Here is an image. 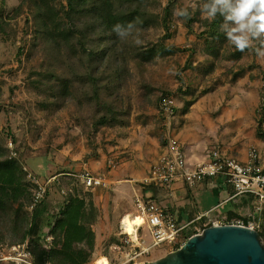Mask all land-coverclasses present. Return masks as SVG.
I'll return each instance as SVG.
<instances>
[{
	"label": "trees",
	"instance_id": "trees-1",
	"mask_svg": "<svg viewBox=\"0 0 264 264\" xmlns=\"http://www.w3.org/2000/svg\"><path fill=\"white\" fill-rule=\"evenodd\" d=\"M155 1L21 0L15 11L16 15H25V23L33 33L29 59L37 55L38 60L30 66L28 76L42 96L41 104L56 108L74 105V119L84 124L86 134L83 133L91 150L86 158L98 156L103 128L116 129L117 137L128 134L129 115L134 105L129 88L131 63L145 71L158 59L186 50L166 42L172 37L173 13L179 0H168L162 13L154 11ZM180 18L189 32L194 31L197 22L202 23L204 29L199 36L217 59L221 56L220 44L226 43L227 64H239L246 52L257 54L251 50L241 53L230 45L219 28L221 18L209 22L198 9L189 19ZM153 21L162 24L165 34L156 41L136 44L135 35L145 36ZM130 22L136 23L132 34L125 39L112 30L116 24L126 27ZM11 32L7 0H0V38ZM214 68V65L209 67L204 77L212 75ZM245 71L244 66L235 69L227 65L224 75L236 80ZM215 84L205 87L189 104L211 92ZM166 97L172 96L163 93L160 103ZM3 110L0 106V113ZM258 128L262 129L260 124ZM4 132H0V245L8 239L11 246L25 244L29 237L46 236L45 239L51 238L46 245L28 243L33 264L90 263L97 239L93 226L101 214L93 189H87L77 175L58 166L51 177L42 178L29 166L33 159L31 153L23 150L16 157L11 155L8 136L12 131ZM73 138L67 135L68 140ZM40 156L50 158L57 165L58 155L54 157L52 148L48 147ZM29 173L43 183L50 181L41 202L35 205L39 187Z\"/></svg>",
	"mask_w": 264,
	"mask_h": 264
},
{
	"label": "rangeland",
	"instance_id": "rangeland-1",
	"mask_svg": "<svg viewBox=\"0 0 264 264\" xmlns=\"http://www.w3.org/2000/svg\"><path fill=\"white\" fill-rule=\"evenodd\" d=\"M20 3L21 0H7L12 32L9 36L0 38V106L4 109L0 113V132L9 133L11 130L12 133L8 136V142L12 140L14 147L8 146L10 152L15 150L16 156L23 150L31 153L33 159L29 161L30 168L42 178H49L58 167L55 165L56 163L51 162L50 158L40 156L44 153V150L48 147L52 148L54 157L58 155L59 167H63L66 164L68 165L69 162H74L72 155H74L75 150L72 149V146H69L74 144L70 142H76L77 150H81V153L86 150L84 143L87 144L86 139L88 138L87 135L85 136L84 124H79L74 119L76 109L73 104L66 108L41 104L42 96L33 87L28 76L30 66L38 60L37 55L29 59L33 33L25 23V15L15 14ZM183 3L184 0H179L176 8L182 7ZM167 4L168 0H156L153 3V9L157 13H162ZM173 21L171 26L172 37L166 42L186 50L165 59H158L145 71H142L143 67H137L134 63H131L132 75L129 80V88L133 95L134 105L129 115L130 122L128 123L127 132L134 133L135 127H139L138 124L153 122L161 130V135L167 134V129H164L166 125H163L165 123L160 119L161 115L159 113L160 99L163 93L169 94L175 99L174 110H177L176 114H179V111L186 105L190 106L189 103L192 99L205 87H212L216 83L211 91L213 95L208 93L206 98L209 100H207L208 103L220 105L227 102L224 99L226 93L229 94V99H231L232 94L238 91L241 93L244 84L249 87L246 80L249 78H243L241 87H238L240 84L237 83V80L240 77L242 78L246 72H251L252 78L250 77V79L254 78V80H258V78L261 80L260 76H264V57H260L253 52H246L239 64L234 62L227 64L228 62L224 57L226 43L220 44L221 56L220 59H217L213 51L206 49L204 40L199 36L204 29L201 22H197L194 31L189 32L180 17L174 16ZM164 34L165 30L162 24L159 21H153L145 36L138 34L135 37L147 43L148 41L160 39ZM188 62L192 64L188 65ZM212 65L215 66L213 74L204 77ZM227 65H232L235 69L244 66L246 71L234 80L230 75H224ZM191 78L192 81L188 80ZM218 81L220 82L218 83ZM247 100L252 101V97L250 99L247 97ZM70 111L74 113L72 116L69 114ZM115 130L114 128H103L100 133L99 144L103 143L102 137L106 132L108 136L113 134L117 137V131ZM68 134L74 138L68 140ZM124 140L115 141V143H120L124 147L125 142L124 144L122 142ZM60 147L62 148L59 149ZM113 173H117V171ZM128 178L132 179V177ZM138 181V179L134 180L133 178L131 182H121V184L127 186H123L120 191L114 190L113 186L116 184L112 183L104 191L103 199H97V207L100 210L101 217L94 224L98 237L96 239V250L88 264H97V260L101 257H107L109 264H134L153 261L168 253V245H161L152 249L148 255L143 254L136 259H130L133 250L131 246L125 245L123 242L127 234L123 233L124 229L121 222L124 221L126 216L133 217L136 194L141 193L146 196L143 188L146 187V184ZM146 197L150 199L149 196ZM214 200L218 201V198L215 197ZM158 204L162 205L159 202ZM263 211L254 214V219L262 227V233H264ZM141 236H143V245L146 240L148 245L152 244V236L147 227L143 228ZM45 237L41 239L29 237L27 243L11 246L10 240H6L3 245H0V263L33 264L31 254L28 252V243L34 241L46 245L47 240ZM171 249H176V247Z\"/></svg>",
	"mask_w": 264,
	"mask_h": 264
},
{
	"label": "crops",
	"instance_id": "crops-1",
	"mask_svg": "<svg viewBox=\"0 0 264 264\" xmlns=\"http://www.w3.org/2000/svg\"><path fill=\"white\" fill-rule=\"evenodd\" d=\"M250 77L251 72H246L237 80L240 84L238 87H241L243 78H249L246 79L249 87L244 84L241 93L238 91L232 94L231 99L226 93L225 104L208 103L209 100L205 94L189 107L186 105L179 114H176L177 110H174L173 134L180 141L191 163L202 159L206 151L217 148L223 156L235 158L245 164L250 158L252 149H256L260 156L259 164L264 168V129L258 128V107L264 94V80H262L264 76H260L261 80L260 78L250 79ZM209 93L213 95L212 92ZM247 97L249 99L252 97V101H248ZM138 126L135 127L134 133L128 132L121 137H115L113 134L108 136L107 132L104 133L103 143L98 147L96 157L86 158L91 153L86 143H84L86 150L80 153L81 150H77L76 142H70L74 144L69 145L75 150L72 155L74 162L68 163L66 160L68 165L60 168H66L69 173L75 175L84 170L101 174L107 171L108 160L116 157L121 161V167L117 173H112L109 177L110 183L116 184L112 185L114 190L120 191L123 186H127L121 182H131L133 178L142 182L150 167L164 151L167 145V134L161 135V130L153 122L138 124ZM123 139H125L122 141L123 144L125 142L124 147L120 143H115ZM56 166L59 167L58 162ZM145 186L143 188L146 196L172 211L181 225L189 224L185 229L183 240L201 232L214 221H226L233 219L234 216L235 218L242 216L255 218L254 214H258L255 210L254 198L249 195H236L233 187L222 175L196 186L183 182L173 183L168 188ZM104 191L106 188H93L96 205L97 199H103ZM215 197L218 201L214 200ZM94 230L96 231L95 225ZM96 234L98 237L97 231ZM145 244L148 246L147 240ZM173 250L175 249L168 247L167 252Z\"/></svg>",
	"mask_w": 264,
	"mask_h": 264
},
{
	"label": "built area",
	"instance_id": "built-area-1",
	"mask_svg": "<svg viewBox=\"0 0 264 264\" xmlns=\"http://www.w3.org/2000/svg\"><path fill=\"white\" fill-rule=\"evenodd\" d=\"M175 99L166 97L160 103L159 113L164 118L167 129V145L158 159L150 167L147 176L142 181L146 185L168 188L173 183L183 182L191 186L203 184L209 179H214L220 175L224 176L226 182L231 185L236 195H249L255 200V210H264V168L259 164V153L256 149L250 152L247 163L242 164L237 159L225 157L219 149L212 148L206 151L205 156L191 163L182 149L180 141L173 134V121ZM259 124L264 129V95H262L259 108ZM8 146L14 147L13 141L9 140ZM16 157V151H11ZM121 167V161L116 157L108 160V169L101 174H94L89 170L79 172L77 176L87 189L109 188L111 183L110 175ZM27 170V169H26ZM32 181L38 185L35 204L41 202L46 190L47 183L29 173ZM135 213L133 217H139L143 222L135 225L136 234L130 235L125 232L123 222V233L127 234L123 240L125 245L131 246L133 253L130 259L138 256L148 255L155 247L168 245V247H180L185 240V229L189 226L181 225L175 214L164 206L148 199L145 195L137 193L135 196ZM239 225L262 231L261 225L253 217H237L226 221H214L210 225ZM209 226V225H208ZM147 227L151 236L152 244L145 246L142 243L141 231ZM50 241L51 238L46 239ZM139 248V250L137 249ZM107 258V257H106ZM101 259V258H100ZM98 259L97 262L100 260ZM108 259V258H107ZM109 264V263H108Z\"/></svg>",
	"mask_w": 264,
	"mask_h": 264
},
{
	"label": "water",
	"instance_id": "water-1",
	"mask_svg": "<svg viewBox=\"0 0 264 264\" xmlns=\"http://www.w3.org/2000/svg\"><path fill=\"white\" fill-rule=\"evenodd\" d=\"M134 264H264V238L246 226L213 224L166 255Z\"/></svg>",
	"mask_w": 264,
	"mask_h": 264
},
{
	"label": "clouds",
	"instance_id": "clouds-1",
	"mask_svg": "<svg viewBox=\"0 0 264 264\" xmlns=\"http://www.w3.org/2000/svg\"><path fill=\"white\" fill-rule=\"evenodd\" d=\"M190 9L192 12L198 9L202 18L209 22L221 18L220 31L237 51L251 50L264 57V0H184L183 6L176 8L173 14L187 20L192 15ZM136 22L126 27L116 24L112 30L125 39L132 34ZM135 43L143 41L136 38Z\"/></svg>",
	"mask_w": 264,
	"mask_h": 264
},
{
	"label": "bare ground",
	"instance_id": "bare-ground-1",
	"mask_svg": "<svg viewBox=\"0 0 264 264\" xmlns=\"http://www.w3.org/2000/svg\"><path fill=\"white\" fill-rule=\"evenodd\" d=\"M143 222L139 217H130L126 216L124 218L123 227L125 228L126 233H130V235L136 234L135 225ZM97 264H108V260L106 257H101V259L97 262Z\"/></svg>",
	"mask_w": 264,
	"mask_h": 264
}]
</instances>
